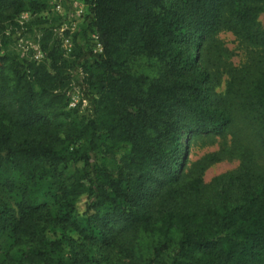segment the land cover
<instances>
[{
  "label": "trees",
  "instance_id": "1",
  "mask_svg": "<svg viewBox=\"0 0 264 264\" xmlns=\"http://www.w3.org/2000/svg\"><path fill=\"white\" fill-rule=\"evenodd\" d=\"M85 2L70 52L53 26L40 60L0 48V264H264V0ZM48 9L0 0L1 43ZM91 28L102 51L80 65ZM77 66L90 112L70 106ZM201 136L218 149L189 165Z\"/></svg>",
  "mask_w": 264,
  "mask_h": 264
},
{
  "label": "rangeland",
  "instance_id": "2",
  "mask_svg": "<svg viewBox=\"0 0 264 264\" xmlns=\"http://www.w3.org/2000/svg\"><path fill=\"white\" fill-rule=\"evenodd\" d=\"M49 3V9L40 15H31L29 12H24L19 18V26L13 30L9 27L7 30L11 31L12 37L9 39L6 45H3L0 40L1 53L4 52H15L20 51L22 54L24 51H30L32 53V58L40 60L43 56V51L41 49V38L43 36V27H54L56 39H59L63 43V47L66 48L67 53L71 51L72 43V33L77 30L87 27L90 23L88 17V5L85 0H47ZM59 16V20L54 21V17ZM49 19L50 22L39 23L38 18ZM260 23L264 26V11L260 14ZM70 31L65 33V31ZM24 31V34H23ZM22 33V34H21ZM88 37L86 40H79L81 45H86V55L80 59V65L84 61L90 62L93 58V54H99L101 52L100 41L96 32L88 30ZM220 38L224 41V45L231 49H235L236 55L233 57L234 62H239L241 60V49H239L234 36L230 32H222ZM72 74V84L68 90L70 106L78 107L81 112H90L92 108V95L88 92L86 85H84L81 80L83 78V68L77 66L71 70ZM218 149V144H210L206 140L205 136L194 137L191 141L190 148L188 150L189 165L192 161L198 159L203 154L208 151ZM110 166H116L111 160L107 161ZM238 164L237 160H223L214 165H212L206 173V179L209 180L215 175L223 173L225 171L231 170ZM79 168L82 169L83 164L79 163ZM18 178V177H17ZM39 184L31 185V193L38 199H46L53 196L55 187L53 180L49 177L43 178L38 182ZM5 198L9 199L11 203H15L17 199L20 198V191L16 189L12 193L4 191L2 194ZM49 235L53 236V232L49 231ZM59 235V233H57Z\"/></svg>",
  "mask_w": 264,
  "mask_h": 264
},
{
  "label": "built area",
  "instance_id": "3",
  "mask_svg": "<svg viewBox=\"0 0 264 264\" xmlns=\"http://www.w3.org/2000/svg\"><path fill=\"white\" fill-rule=\"evenodd\" d=\"M101 45H102V44L100 43V45H99V46L101 47V51H102V46H101ZM41 56H43V55H41Z\"/></svg>",
  "mask_w": 264,
  "mask_h": 264
}]
</instances>
